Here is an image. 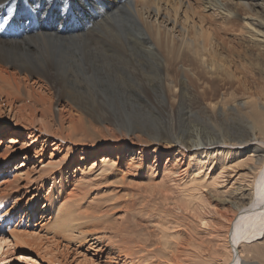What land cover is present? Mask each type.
<instances>
[{"label": "bare ground", "instance_id": "bare-ground-1", "mask_svg": "<svg viewBox=\"0 0 264 264\" xmlns=\"http://www.w3.org/2000/svg\"><path fill=\"white\" fill-rule=\"evenodd\" d=\"M222 1L56 0L59 11L39 16L16 9L24 0L0 2V123L7 120L0 136L25 137L24 159L33 152L44 165L34 195L25 204L18 196L11 209L22 217L42 211L46 235L21 222L7 239L42 250L47 264H71L70 251L80 249L94 251L91 264H193L194 226L222 216L228 264L246 263L237 245L264 235V99L231 77L232 66H217L228 58L236 64L230 39L220 54L210 38L217 57L164 49L178 39L184 45L191 30L205 33L195 18L188 30L182 16L196 10L201 22L240 34L238 44L260 55L264 80V0H231L240 3L235 9ZM36 86L50 91L53 108ZM147 86L168 105L152 107ZM131 99L150 109L131 107ZM135 115H143L139 126ZM176 125L186 132L168 129ZM15 144L0 151V164L22 149ZM25 181L5 182L0 197L13 188L28 192ZM208 192L231 202L234 215L211 206ZM260 245L252 250L264 258Z\"/></svg>", "mask_w": 264, "mask_h": 264}, {"label": "rangeland", "instance_id": "rangeland-1", "mask_svg": "<svg viewBox=\"0 0 264 264\" xmlns=\"http://www.w3.org/2000/svg\"><path fill=\"white\" fill-rule=\"evenodd\" d=\"M102 1H104V0H102ZM109 1H111V0H109ZM165 1L166 0H162L163 3H165ZM169 1H171V0H169ZM190 1L197 3L200 7H202V1L203 0H190ZM218 2L221 5L223 4L222 0H218ZM230 2H232V6H234V9L240 6V3H237L236 1L230 0ZM260 2H263V0H260ZM232 6H230V7H232ZM210 12L213 13L214 11L211 10V11H209V13ZM25 13H27V12H25ZM20 14H23V13H20ZM182 16H185L189 22L188 30H189L190 26L192 25L193 19L195 18L197 23H198V26H199L198 29L199 30L202 28L205 29V33L199 35L195 30H191L188 34V39L186 40L187 42L184 45H183L184 40L178 39L176 45H174L173 47H171L170 45H165L164 49L168 50L169 52H173L174 54L178 53L177 51H180V52L186 53L187 55L188 54H199V55H202V54L209 55L210 54V55H213L214 57H217L216 56L217 54L215 52H213V50L210 46V38H212V41L218 45L220 54L224 53L225 48H226V44L223 41V39L228 38L231 40V44L229 45L230 46L229 47V50H230L229 53L233 55L235 60L237 59L236 60L237 65H239L238 63L243 61V63H245V65H246V67L248 66L247 68L249 70V73H248V71L243 72L235 64L234 60L233 59L230 60V58H228L226 60L229 62H226L224 64H219L217 66H220V67L232 66V68L229 69L231 71V72L229 71L231 74V77H233L236 80V82L238 81V83H240V84H245L249 93L254 92L255 95H258L264 99V80H262V76L260 75V73L258 71L260 69V62H259L260 59H258L260 57V55H258L257 52L252 51L253 49H250L251 47L247 46V44H238L237 38L241 37L240 34L234 33L233 30L223 29V28L218 27V26H210L207 22H201L200 13L196 10L187 11L184 14H182ZM74 19L75 18L72 16L71 17L72 24H73ZM68 27H70V26L68 25ZM209 32L211 33V35ZM233 37H236V38H233ZM233 41H235V43ZM187 43H190V46H188ZM182 45H183V47H182ZM233 49H235V51H237V52L233 51ZM235 68L237 70H235ZM239 79H241L242 83L239 82L240 81ZM242 79L244 82L242 81ZM127 84H125V85H127ZM245 86L242 85V87H240V88H244ZM35 88H36V94L39 95V93H38V91H39L43 95L41 97L45 99L46 104L53 108V106L51 105V101H50L52 99L50 91L46 87H42V86H36ZM144 94L146 96V101L153 103L152 107H154V103H156L157 105H160V106H161V104L162 105L163 104L168 105V101L166 100V98L162 97L161 101H160L158 96L155 94V92L149 86H147L145 88ZM244 97H246V96H244ZM131 100L133 101V103L130 105L133 108H139L140 107L142 110H149L150 109L148 103L145 104V102H137V100H135V99H131ZM171 105L176 107L175 98L171 99ZM61 108H63V106H57L58 110ZM64 113L66 115H68L67 112H64ZM153 113L154 112H152L151 114H153ZM142 116L143 115H135L132 118L130 117L131 120L133 121L132 122L133 125L135 123L136 126H139V123H137L139 121L138 117H142ZM37 117H40L39 113H37ZM2 118L6 119L3 116H2ZM3 122H7V120H2V122L0 123V128L4 127V125L2 124ZM146 124H148V125H144V126H146L147 128H150V129L153 128V125L151 123L146 122ZM140 126H142V125H140ZM158 128H159V130H161L160 127H158ZM168 129L174 130L178 133L181 131L186 132L185 130L181 129L177 125L175 126L174 129H172V126H169ZM0 134H1V132H0ZM12 141L13 142L15 141L16 144L18 145V147H22V149H19V151L16 153L10 154L8 156V158L6 160L2 161V164H0V186L4 187L5 182H8V181L13 182L16 179H19L21 181L20 184L23 185L26 182L25 178L30 179V182H31L30 185L31 186L28 187L29 189H28V192H26V193H25V188L19 192H18V189L13 188V189H9V191H6L7 193L5 196L0 197L1 198L0 199V218H2V219H0V227H1L0 228V244L3 243L0 245V258H1L0 264H47V262H46L47 259L44 257V252L42 250H37L33 246H22V247L17 246V245H15V243L13 241H11V239H7L11 230L13 228H16V226H18V223H21V222L26 226V227L25 226L23 227L24 229L29 227V230H31V231L33 230L35 233H39L41 235H46V234H42L44 232V230L41 231L39 228V225H42L45 221V220L42 221V219H41L42 215H43L42 211H40L37 214H35V212H34L32 215H27V216L22 217V215H20L21 213L18 212L16 214V211L18 209H16L15 207H14V209H11L13 206L12 204L14 203V201L16 200V198L18 196H23V195L25 196V199L23 201V204H25V202H26L25 200L28 199L29 197H31L32 195H34L35 190H33V189L38 184V183H36V179L40 173L41 168H43V166H44L43 162L39 163L36 158H33V154H34L33 152L31 153V156L28 155V158H29L28 160L24 159L25 155H27L26 148L23 147V143L25 142V137L23 138V137H18V136H11L10 133L6 136V138L3 136H0V144H1L0 147H3V149H0V151L3 152L4 147H6V145H8V144H11ZM164 151H166V154L168 153L167 152L168 150H164ZM46 153L47 154L43 158L44 162L47 159H49V150ZM166 154H165V156H166ZM132 155H133V153L131 154V156ZM192 155L195 156V154H192ZM57 156L58 157H56V159L59 160L61 158L62 154H57ZM92 160H94V159L91 158L88 161V165H90L92 163ZM244 179H247V178H244ZM246 181H248V179ZM51 186H52V182H48L46 184V190L45 191L46 192L49 191ZM114 186H115V184H107L106 186H103V187L105 190H107L108 188H112ZM214 193L208 192V194H207V196L209 195L208 201L211 203V206H214L215 208L218 207L221 211L224 212V214L226 216H232V214L234 215V213L236 212V208H234L235 206L231 202L226 201V198L223 197V195L220 196L221 197V199H220V198H217L216 197L217 195H215ZM214 197H216V198L214 199ZM2 198H4V199H2ZM40 207H42V205ZM52 207L55 209V213H56V207L53 205H52ZM5 214H6V216H5ZM209 220H212V222L209 221V224L207 223L208 226L203 225L204 226L203 227L202 225L200 226L198 224L196 226H194L192 235H194V237L196 238L195 239L196 241L193 245L190 246L191 248L187 249V251L191 252L193 255L192 259L193 258L195 259L193 264H201V262L202 263L206 262L204 264H228V262H230V260L232 258V250H231L230 244L228 245L229 242H228V239L226 236L227 235L226 234L227 223L222 216L221 217L220 216L210 217ZM39 222H40V224H38L36 226V224ZM219 222H222V224H223V225L221 224L222 225L221 228H220ZM198 226H199V228H198ZM215 226H217V227H215ZM216 228H218V229L216 231H214ZM2 238L3 239L5 238L6 240H3ZM260 244H262V245H260ZM263 244H264V235L261 236L259 239L253 241V242L242 243V245H240V248L237 245L238 250L239 249L241 250L240 254L242 256V259L244 261H246V263L244 262L245 264H250V263L251 264H256V263L257 264H264V258L260 257L258 254H256L252 250V247L254 245H260V247L262 246L261 248L264 249ZM202 249H204V250H202ZM79 251H81V252H80V254H77V255L75 254V252L73 250L70 251V255L68 256V260L70 261V263L76 264L79 261H82V262H85L84 264H91L89 259L92 257V254H94V251L92 250V251L86 252L82 249H80ZM193 252H196V253H193ZM233 253H234V257H233L232 261L235 262L236 261V253L235 252H233ZM238 253H239V251L237 252V254ZM86 254H87V256H86ZM240 254H239V259H240ZM21 256L24 257L23 260L20 259ZM85 256L87 257L86 261L84 260ZM94 258H95V254H94ZM94 263L96 264L95 259H94ZM237 264H240L239 260H237Z\"/></svg>", "mask_w": 264, "mask_h": 264}, {"label": "snow or ice", "instance_id": "snow-or-ice-1", "mask_svg": "<svg viewBox=\"0 0 264 264\" xmlns=\"http://www.w3.org/2000/svg\"><path fill=\"white\" fill-rule=\"evenodd\" d=\"M0 2H2V0H0ZM21 6L26 8L30 13L34 11L37 16L46 12L50 13L54 9L59 11L56 0H24L22 5H16V9L18 10ZM9 11H14V9H9ZM20 259L23 260L24 257L21 256Z\"/></svg>", "mask_w": 264, "mask_h": 264}]
</instances>
